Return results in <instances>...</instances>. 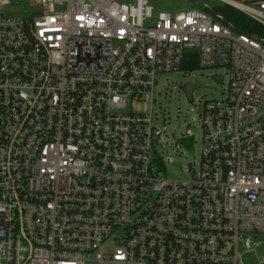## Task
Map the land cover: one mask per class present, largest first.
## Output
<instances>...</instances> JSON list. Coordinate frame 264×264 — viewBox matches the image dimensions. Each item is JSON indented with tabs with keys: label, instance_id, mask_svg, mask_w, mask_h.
Here are the masks:
<instances>
[{
	"label": "built area",
	"instance_id": "obj_1",
	"mask_svg": "<svg viewBox=\"0 0 264 264\" xmlns=\"http://www.w3.org/2000/svg\"><path fill=\"white\" fill-rule=\"evenodd\" d=\"M220 1L264 27V0ZM216 12L0 0V264H245L264 246V35ZM186 54L228 87L182 180L160 175L153 105Z\"/></svg>",
	"mask_w": 264,
	"mask_h": 264
},
{
	"label": "rangeland",
	"instance_id": "obj_2",
	"mask_svg": "<svg viewBox=\"0 0 264 264\" xmlns=\"http://www.w3.org/2000/svg\"><path fill=\"white\" fill-rule=\"evenodd\" d=\"M198 1L206 2L212 7L228 5L220 0ZM153 5L156 11H171L173 13L189 7H198L190 0H153ZM4 11L14 12L16 16L20 15L18 6L5 8ZM215 74L225 75L223 84L213 78ZM156 78L158 85L154 95L156 100L153 105L154 124L165 135V141L160 144V147L165 151V158L168 160L166 171L161 172L160 175L174 179H187L190 163L199 164L203 149L198 113L201 111L205 100L221 99L226 94L225 90L228 87L227 70L222 66L199 67L192 71L176 70L159 73ZM197 81L203 86L193 90V98L190 100L184 86L186 83L195 84ZM150 107L149 100L135 105V108L141 111H149ZM187 128H191L196 134L191 145H188L186 141L178 140ZM263 257L264 246L247 255L245 264H258V261Z\"/></svg>",
	"mask_w": 264,
	"mask_h": 264
},
{
	"label": "trees",
	"instance_id": "obj_3",
	"mask_svg": "<svg viewBox=\"0 0 264 264\" xmlns=\"http://www.w3.org/2000/svg\"><path fill=\"white\" fill-rule=\"evenodd\" d=\"M213 8L216 11L221 12L229 22L234 24L241 31L246 32V33H258L259 35L261 34L264 35V27L260 26V24L250 19L243 12L229 5L224 6V7L218 6V7H213ZM202 9L207 11L204 8ZM199 67L200 66L198 64V59L196 58V55L193 59L190 60L189 54H186L181 70L192 71Z\"/></svg>",
	"mask_w": 264,
	"mask_h": 264
},
{
	"label": "water",
	"instance_id": "obj_4",
	"mask_svg": "<svg viewBox=\"0 0 264 264\" xmlns=\"http://www.w3.org/2000/svg\"><path fill=\"white\" fill-rule=\"evenodd\" d=\"M190 2H192L193 4H196L198 5L199 7H202L204 9H206L208 12H210L211 14L213 15H218V13L214 10V8L206 3V2H201V1H198V0H190ZM221 17V16H220ZM223 19V21H225L227 24L229 23L227 19L221 17ZM213 78L219 82L220 84L223 83V80H224V77L223 75L221 74H215L213 75ZM199 86H203L202 83L200 82H196L195 84H189V83H186L185 86H184V89L186 91V94L188 96V98L191 100L192 97H193V90L196 88V87H199Z\"/></svg>",
	"mask_w": 264,
	"mask_h": 264
}]
</instances>
